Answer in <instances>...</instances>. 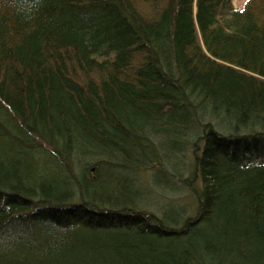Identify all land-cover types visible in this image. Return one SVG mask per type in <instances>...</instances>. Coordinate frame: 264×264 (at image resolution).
<instances>
[{
  "label": "trees",
  "instance_id": "obj_1",
  "mask_svg": "<svg viewBox=\"0 0 264 264\" xmlns=\"http://www.w3.org/2000/svg\"><path fill=\"white\" fill-rule=\"evenodd\" d=\"M232 1L0 0V264H264V0ZM147 166L190 201L144 206Z\"/></svg>",
  "mask_w": 264,
  "mask_h": 264
},
{
  "label": "rangeland",
  "instance_id": "obj_2",
  "mask_svg": "<svg viewBox=\"0 0 264 264\" xmlns=\"http://www.w3.org/2000/svg\"><path fill=\"white\" fill-rule=\"evenodd\" d=\"M241 0H233V6L234 7H239L241 6ZM156 149V146H153L152 148L148 149V151H150L152 154H154V151ZM187 153H185L184 155L189 158L190 157V148L185 149ZM95 161V160H93ZM92 161V162H93ZM75 165V164H74ZM72 174H74L76 176V174H79L80 172V168L77 166H72ZM124 171V170H123ZM131 174L128 176V180H132L133 177L136 178V181L142 183V184H147V191L144 194V197L147 199L145 201H147V203H143L144 206H146L148 209L152 210L153 212L156 213V209H159L158 207H156V203L160 202L163 203L164 201L168 200L169 198L171 199H181L179 200L182 203L188 202L190 201V194L191 192H189V189L186 188H180V191L175 190L171 187H168L167 190H158L156 189V169L154 168H149L148 166L146 168H139L137 170L135 169H130ZM118 173V172H117ZM122 173V171H120V174ZM119 174V175H120ZM117 175V174H116ZM118 176V175H117ZM175 180H178V176L173 175ZM122 177V176H121ZM126 176H123L122 178H125ZM177 177V178H176ZM188 178V173L180 176V179H187ZM165 177L160 178L161 180H164ZM159 181V182H160ZM145 182V183H144ZM162 183V182H160ZM162 186V185H160ZM159 188V187H158ZM163 188V187H162ZM181 197V198H180ZM187 200V201H186ZM151 203V204H150ZM147 204V205H145ZM158 212V211H157Z\"/></svg>",
  "mask_w": 264,
  "mask_h": 264
}]
</instances>
